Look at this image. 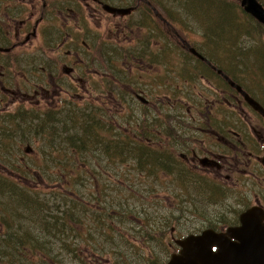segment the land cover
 Listing matches in <instances>:
<instances>
[{
	"label": "flooded vegetation",
	"instance_id": "obj_1",
	"mask_svg": "<svg viewBox=\"0 0 264 264\" xmlns=\"http://www.w3.org/2000/svg\"><path fill=\"white\" fill-rule=\"evenodd\" d=\"M104 6L135 10L114 16ZM152 6L139 0H0V143L7 139L8 122L18 124L21 138L25 127L38 130L44 119L51 133L65 138L86 130L89 119L101 149H110L104 154L115 155L122 191L123 171L130 168L121 159L126 146L152 154L149 159L157 155L156 164L150 159L137 170L139 182L145 187L149 179L147 189L167 192V201L183 202L177 193L183 184L208 187L215 200L229 202L225 213L216 211V225L172 227L174 244L205 230L226 234L250 209L257 219L264 216V118L201 60L222 82L211 83L199 102L181 96L180 84L195 85L187 75L192 73L177 70V36L167 8L159 10L161 21ZM65 141V151L85 145ZM7 229L0 219V237ZM26 251L30 260L28 245ZM173 253L180 254V247ZM0 264L11 263L0 253Z\"/></svg>",
	"mask_w": 264,
	"mask_h": 264
},
{
	"label": "rangeland",
	"instance_id": "obj_2",
	"mask_svg": "<svg viewBox=\"0 0 264 264\" xmlns=\"http://www.w3.org/2000/svg\"><path fill=\"white\" fill-rule=\"evenodd\" d=\"M136 1L134 0V4H136ZM159 1L167 5L170 14H172L171 17H173L174 28L177 29L183 39H186L192 47L199 50L230 78L234 77L233 79H235L236 77L242 83L241 86L244 90L264 105V81L262 78L257 77L258 70L255 69L256 65L258 67L260 65L257 59L261 61V58L264 57V27L253 22L254 20H248L247 14L240 7L238 0H215L216 4L219 5V14L215 12L212 16L207 14L210 3L206 0L198 1L201 9L207 11L206 13L194 6V0ZM259 1L264 3V0ZM220 11H224L229 15L226 21L230 24L233 23V19L236 16L237 22L232 24L231 29L224 30ZM245 33L250 34L252 39L245 36ZM231 35L236 37L234 41ZM178 44L179 39L176 38V45ZM175 51L178 68L181 64L188 69L192 73L191 75H193V82L195 84L194 86H181L179 92L185 99L189 96L197 101L200 94H208L210 92L211 83L217 84L222 82L216 73L211 71L209 73L208 67L205 68L194 57L189 59L186 56L187 52L182 50L179 45ZM188 55L192 57L190 54ZM232 94L238 96L234 91ZM237 113L238 111L234 110L233 117L238 118ZM15 124L14 122H8V129L12 128L11 126ZM30 133H32L31 126L25 127L21 135L28 136ZM74 135H79L82 139L84 138L80 132ZM19 136L20 134L18 137H15V133L11 129L8 132L7 139L4 141L5 143H3V150L6 152L9 150L11 155L9 160L12 164H17L19 161L22 163V158L26 165L23 166V169L30 174L24 175L22 166L19 169L11 167V169L6 168L4 172L6 176L3 175V177L6 179L10 178L11 184L18 186L21 190H24V186H26L29 189L39 191L42 194V204L50 208L55 209L56 206L62 207L65 204L64 201H61L62 199H67V202L70 203L68 196H72V194L67 193L68 189H64L65 186L63 184L65 180L62 170L58 169L55 164L58 158L54 160L57 157L56 152L51 153V157H46L44 154L46 152L43 153L46 150L42 142L37 145L32 138L20 140ZM28 145L33 149L30 156L25 153V148ZM45 159H49L51 162L55 161L53 164L48 165L53 171L52 178H50L52 171H48L46 175L42 174L41 169L45 163ZM41 163L40 167L35 168V166H39ZM124 163L130 165L129 170L123 171V177L126 182L125 194L122 195L121 192L124 190L122 191L120 188L118 191L115 189L111 191L115 186H119V182L114 180V178L107 185L110 191L109 203L112 204V201L116 202V205L112 206L110 212L111 219L116 220L113 223L114 226L112 225L114 231L110 233L114 237V240L103 236V229L97 228L95 230V238H101L100 242H104V248L102 250L96 249L95 241H79L82 250V260L70 262L65 252L58 249L59 241L56 240L57 233L53 232L51 239L53 240L54 251L56 254L59 253L61 255V260L63 256L65 257V262L62 264H115L118 261L119 264H164L170 260V255L175 249L174 244L171 247L169 246L172 227H177L179 231L203 230L210 225H216L218 222L217 218L219 217L216 211L219 210L225 213L227 206L230 205L229 202L215 200L211 189L204 186L199 187L197 190L194 186L186 189L181 184L180 187L183 189L179 188L177 193L182 196L183 202L178 204L166 200L167 192H151L148 190L149 179L145 187L144 184H139V186L134 187L131 191L128 189V186H130V182L137 181L139 175L137 170L132 167L131 161ZM3 166L5 165L0 164V171H2L1 168ZM89 167L92 168L91 165ZM109 168L112 170L115 168V165H111ZM70 171L68 168V173ZM65 178L67 180V176ZM61 179L62 181H60ZM103 180L104 184L108 183L107 180ZM50 199H52V202L49 201ZM20 200L23 201L21 197ZM90 201L91 199L84 197L81 199V204L86 205ZM118 203L121 204L119 205ZM89 207H91L90 204ZM118 212H120L121 217ZM51 214L55 216L56 210H51ZM42 216L38 214L37 220L41 221L39 217L42 218ZM92 218V216L88 217L86 223L88 227H92L91 230L94 229ZM231 219L232 217H228L229 221ZM165 222L169 224L166 226ZM152 223L154 224L155 231H152ZM64 239V243L72 241L66 236ZM47 263L51 264L49 261ZM24 264L27 263L24 262Z\"/></svg>",
	"mask_w": 264,
	"mask_h": 264
},
{
	"label": "trees",
	"instance_id": "obj_3",
	"mask_svg": "<svg viewBox=\"0 0 264 264\" xmlns=\"http://www.w3.org/2000/svg\"><path fill=\"white\" fill-rule=\"evenodd\" d=\"M156 1V6H158V8L161 9V7H163L164 9L167 8V11L170 15V17L172 16V14H170V11L168 10L167 5H165L164 3L160 2L159 0H155ZM199 0H194L193 4L194 6H196V8H199L200 10L201 7L198 4ZM210 3V8L207 9V11H203L204 13L207 12L208 15L212 16L213 13H218L219 14V5L216 4L215 0H206ZM239 1V0H238ZM263 5L264 3L261 2ZM220 4V3H219ZM197 9V10H199ZM214 10V11H213ZM205 14V15H207ZM221 16V20H222V26H224V30H229L232 28V24L237 22V18L235 16V18L233 19V23L230 24L229 22L226 21V19L229 17V15L224 12V11H220ZM237 14V13H236ZM238 15V14H237ZM248 17V20H252L251 17ZM208 18V17H207ZM173 19V17H172ZM209 19V18H208ZM253 21V20H252ZM255 22V21H253ZM256 24H258L257 22H255ZM245 36L249 37V39H252L250 34L245 33ZM221 37V36H220ZM223 38V37H222ZM231 38L233 39V41L235 40V36L231 35ZM226 39V38H225ZM232 41V40H231ZM230 41V42H231ZM264 55V54H263ZM186 56L190 59L192 57H190L187 53ZM257 62L260 64L259 67L258 65L255 66V69L258 70V74L257 77L262 78V80L264 81V57L261 58V61ZM179 71H187L188 69H186L183 65L180 64ZM228 73V72H227ZM230 75V73H228ZM189 77H192L191 74H187ZM186 75V76H187ZM231 76V75H230ZM180 79L185 78V75L180 73ZM232 77V76H231ZM234 77H232L231 79L234 80L236 83H239L240 85H242L241 82H239V80L235 77V79H233ZM87 127L86 130H84L83 132H81V134L84 136V138L82 139L81 136L79 135H69L67 137L64 138V144H66L65 139H67V142L70 145H76V144H87L88 142H98V140H100V137L98 135V133L96 132V129L94 127H92V124L90 123V120L87 119ZM38 130H37V137L39 138V143L41 144V142H44V139L46 136H48V134L51 133V131L48 130V125L47 122H45V120L40 119L39 123H38ZM44 128H46L45 130H43ZM85 139V140H84ZM67 145V144H66ZM69 146V145H67ZM113 149V148H112ZM103 150L106 153H109L110 149H105L103 148ZM83 149H77L76 151H65V149L56 147L55 149H53V152H56L57 157L54 158V160H57V163H55L57 165V168L62 170V174L65 180V183L63 184L65 187L64 189H68L69 191L67 193L70 194H76L77 192H81V191H87V192H91V194L84 196L87 197L88 199H91V201L89 202V204L91 205V207H89V204L86 203V205L81 204V199L84 198L80 195L79 198L80 199H76V197H72V196H68V198L70 199V203L67 202V199H62L61 201H64L65 204L62 207L56 206V208H50L47 205H43L42 202L43 200L41 199V195L39 191L34 190V189H29L26 186H24V190L22 193L21 197H28L30 199V201L32 202L31 205H36L38 206L37 209V214L39 215H43L42 218H40L41 220L44 219H48V223L50 225H52L50 228V233L52 234L53 232L57 233V239L59 241L58 245V249H60V251L65 252L66 256L68 259H70L69 261H80L82 260V250H81V245L79 244V241H84V242H91V241H95L96 242V249L98 250H102L105 246L104 242H100L101 238L96 237L95 238V230L97 228L99 229H103V236L105 237H109L111 240H114V237H112L110 235V233H113L114 231V225L113 223L116 220H112L111 219V208L112 206L116 205V202L112 201V204L109 203V194L106 191L107 190V186L103 183V179H105L106 177L104 176L102 169H101V162L99 161V158L101 157H96L94 154L92 153H87L85 155H82ZM46 151H43V153ZM70 153L72 155L73 158V165L72 167H70L69 169L71 170L68 173V167L61 161V157L64 156V154ZM141 155H144V157L149 158L152 154L147 153V152H138ZM46 157H51V155H47V153H44ZM152 160V162L154 164L157 163L158 161V157L157 155L153 154V157L150 158ZM150 159L147 161V159L145 160L144 163L142 164H138L137 160V164L136 166H134L135 170H142V169H146L145 165L146 163L150 162ZM49 161V159H45V163L42 166V174L46 175L48 174V171H52L48 165L53 164V162L55 161ZM133 160V159H132ZM123 161H127V160H123ZM103 162V161H102ZM74 163H76L74 165ZM104 164H108L109 162H103ZM112 165L115 164L111 163ZM42 165V163H41ZM91 165L92 168H90L89 166ZM55 169V167H54ZM23 174L24 175H28L30 174L29 172H26V170H23ZM37 172V171H35ZM52 174L53 171L51 173L50 178H52ZM109 175H115L116 176V172H109ZM65 176H67V180L65 178ZM82 179H85L87 181H89V185L88 187H85L82 185ZM0 180H2L4 183L6 184H11V179L8 178H4L3 174L0 175ZM62 181V179L60 180ZM59 185V183H58ZM92 186V187H91ZM18 187V186H17ZM66 191V190H65ZM125 194V193H123ZM94 200V201H92ZM119 205L121 203H118ZM99 205H101L99 207ZM32 207V206H31ZM71 208H73L75 211H72ZM1 210L2 216L1 218L4 220L5 225L8 227V230L11 229V225H12V218L7 214L6 211ZM51 210H56V213H63L65 216V213H67V211H69L70 213H72L74 215V213H79L78 217L74 216V217H70V220L67 223H64V226H60L58 225L59 223H55V222H51L53 220L54 217H57L59 220L61 219L59 216L55 215L53 216L51 214ZM119 216L121 217L120 212H118ZM92 216V222H93V230H91L92 227H88L87 226V218ZM96 218L102 219V223L98 224L96 222ZM167 224V222H166ZM113 225V226H112ZM168 225V224H167ZM97 226V227H96ZM152 231H155L154 229V224L152 223ZM11 236V234H10ZM10 236H4L0 238V249L9 244L10 243ZM69 237L72 241H68V243H64L65 239L64 237ZM56 242V241H55ZM26 246L27 245H22L20 247H18L17 250V261H19L21 264H24V262H26L27 264H31L32 263H36V264H48L47 261H49L51 264H62L63 262H65V257L63 256V259L61 260V255L59 253H55V248L54 246H51L52 249H47V248H42V247H38L34 250H31L29 246V252L32 253L30 255V260L28 259V252L26 251ZM111 250V249H109ZM108 253V252H107ZM106 255V254H105ZM118 259V257H117ZM69 262V263H70ZM115 264H119V261Z\"/></svg>",
	"mask_w": 264,
	"mask_h": 264
},
{
	"label": "bare ground",
	"instance_id": "obj_4",
	"mask_svg": "<svg viewBox=\"0 0 264 264\" xmlns=\"http://www.w3.org/2000/svg\"><path fill=\"white\" fill-rule=\"evenodd\" d=\"M200 11V10H199ZM44 120V119H42ZM46 122V121H45ZM39 123V121H38ZM38 125V124H37ZM18 126V124H17ZM16 124L12 126V128L8 129V132L11 131L15 133V137H18L19 135V126L17 127ZM74 126V124H72L71 126L68 127V129L72 128ZM14 127V128H13ZM46 128H44L43 130H45ZM33 131H37L36 128H32ZM47 130V129H46ZM49 130V129H48ZM8 136V135H7ZM24 138L27 139H33V141L35 142V138L38 139V145L39 143V138L37 137V134L32 137L31 135L29 136H25L23 135L20 140H24ZM64 136H62V134L60 132H56V131H52V133L48 134V136L45 137L44 142H43V147L46 150L47 155H50L53 151V149H55L56 147L59 146H63L64 145V141H63ZM94 141V139H93ZM88 142L87 144H85L83 146V151L82 155H85L87 153H92L94 154L96 157H101L99 158V161L101 162L102 166V172L104 174V176L106 177L105 180H107L108 183H106L105 185H109V183H111V179L114 178V180L118 181V175H117V165L116 163L115 168H113L111 170V163H114V158L115 155H110L107 156L104 154L103 149H101V146H99L100 143H102L101 141H96V142ZM5 143V142H4ZM74 146V145H73ZM0 149H3V145L0 143ZM33 152V149H31L30 145H28L25 148V153L30 156ZM11 157L9 150H7L5 155H0V159H4L3 162H1L0 160V164H4L5 166H3L1 168L2 171H0V175H4L6 176V174L4 173L6 168L11 169V167L13 168H17L19 169V167L22 166V171L25 170L23 169V166H26L23 159L21 158L22 163L19 161L17 162V164H12V162L9 160V158ZM121 159L127 160V161H123L124 162H129L131 159H136L138 164H142L145 162V160L147 159V161L149 160V158L144 157V155H141L139 153H136L134 151H131L130 149H128L126 146H122L121 147ZM61 161L68 167H72L73 165V158L72 155L70 153L64 154V156L61 157ZM108 161V164H104L102 161ZM76 163H74L75 165ZM122 164V163H121ZM112 165V166H114ZM41 164L39 166H35V168L40 167ZM111 170V171H110ZM115 171L116 172V176L115 175H109L108 173ZM82 185L85 187H88L89 185V181L82 179ZM111 186H113V184H111ZM119 186H115V188H112V190H116L118 191ZM109 194V190H108V186H107V190H106ZM82 193L85 192L86 195L91 194V192H87V191H81ZM23 191L21 190V188L19 189V187H17L14 184H6L4 183L2 180H0V209L4 210L7 212V214L12 218V225H11V229L9 230L10 233L6 236H10V243L3 246L0 249V253L5 257V259L9 262V263H13V264H21L19 261H17V250L18 247L22 246V245H28L32 246L30 247L31 250H34L38 247H42V248H47V249H52L51 246H53L52 243V239H51V226L48 223V219H44L41 221H38V214H37V207L36 205H31V201L28 197H21L22 196ZM84 193L81 194L80 196L84 197L86 196ZM73 195V194H72ZM20 197L22 198L23 201L20 200ZM76 199H80L79 196L76 197ZM50 202H52V199L49 200ZM32 206V207H31ZM72 211H75L73 208H71ZM20 211V213H19ZM57 216H59L61 219L59 220L57 217H54L53 220L51 221L52 223H59L58 225L60 226H64V223H67L70 220V217H74L79 215V213H74V215L72 213H70L69 211H67V213L64 214L61 213H56ZM2 216L1 210H0V219ZM3 220V219H2ZM40 220V217H39ZM4 222V220H3ZM96 222L98 224L102 223V219L96 218ZM5 224V222H4ZM15 226H17V228H15ZM8 230V229H7Z\"/></svg>",
	"mask_w": 264,
	"mask_h": 264
},
{
	"label": "water",
	"instance_id": "obj_5",
	"mask_svg": "<svg viewBox=\"0 0 264 264\" xmlns=\"http://www.w3.org/2000/svg\"><path fill=\"white\" fill-rule=\"evenodd\" d=\"M241 2L244 11L264 26V7L262 4L257 0H241ZM104 8L114 16L127 15L132 11V9H114L110 6H104ZM156 15H158L157 12ZM183 43L186 44V49L195 57L206 61L186 41H183ZM218 72L223 74L222 71ZM224 78L232 87H236L237 91L243 95L247 103L256 112L258 111L264 116V108L258 102L244 92L239 85L232 82L226 75H224ZM262 162L264 163V158ZM249 217L250 214L242 217L245 228L240 229L239 234L235 235L234 232H230L232 238H236L240 244L231 243L223 235H216L211 231H206L202 236H194L183 240V242H178L183 249L181 256H173L169 264H264V226L262 225L264 216L261 215L259 217L260 220L258 222L255 221L257 226H253L251 229H249L250 226L255 222L251 221L250 223L248 220ZM217 247V253H213V248Z\"/></svg>",
	"mask_w": 264,
	"mask_h": 264
}]
</instances>
